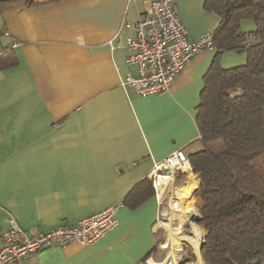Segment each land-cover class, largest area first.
Returning <instances> with one entry per match:
<instances>
[{
    "label": "crops",
    "instance_id": "obj_1",
    "mask_svg": "<svg viewBox=\"0 0 264 264\" xmlns=\"http://www.w3.org/2000/svg\"><path fill=\"white\" fill-rule=\"evenodd\" d=\"M148 1L0 3V235L10 216L34 234L118 206L117 225L95 244L53 245L20 264H142L158 250L165 197L156 200L150 173L176 149L200 150L195 117L216 51L200 52L171 93L121 87L135 68L107 41ZM174 1L190 38L218 25L205 0ZM242 23L245 33L253 29ZM245 60L225 52L218 63Z\"/></svg>",
    "mask_w": 264,
    "mask_h": 264
},
{
    "label": "trees",
    "instance_id": "obj_2",
    "mask_svg": "<svg viewBox=\"0 0 264 264\" xmlns=\"http://www.w3.org/2000/svg\"><path fill=\"white\" fill-rule=\"evenodd\" d=\"M204 7L219 22L195 117L202 147L187 154L200 182L185 204L202 202L204 264H264V0H205ZM245 20L253 23L246 33ZM225 52L245 53L246 62L222 68Z\"/></svg>",
    "mask_w": 264,
    "mask_h": 264
},
{
    "label": "built area",
    "instance_id": "obj_3",
    "mask_svg": "<svg viewBox=\"0 0 264 264\" xmlns=\"http://www.w3.org/2000/svg\"><path fill=\"white\" fill-rule=\"evenodd\" d=\"M107 42L111 51H125L126 66L135 68V73L128 71L121 76V87L131 89L140 96L171 93L178 76L200 52L215 50L212 31L195 38L188 36L174 0H149L147 12L135 22L124 21ZM184 162L189 163L188 156L180 148L154 163L150 178L158 203L160 197L156 179L159 175L168 176L182 171L178 164ZM117 208L116 205L110 206L73 225L34 234H29L10 216L8 227L0 235V264H20L30 254L53 245L70 242L93 245L117 225L114 218Z\"/></svg>",
    "mask_w": 264,
    "mask_h": 264
},
{
    "label": "bare ground",
    "instance_id": "obj_4",
    "mask_svg": "<svg viewBox=\"0 0 264 264\" xmlns=\"http://www.w3.org/2000/svg\"><path fill=\"white\" fill-rule=\"evenodd\" d=\"M182 172H185L186 182L173 191V196L167 204V207L163 209V219L165 221L161 222V225H164L168 231L169 235L166 238V241L163 242L162 246L166 244L169 245V257L171 259L175 257V251L178 250L173 246V243L178 241H186L190 247H192L194 254L196 255L197 261L196 264H203L199 246L203 240L202 230L195 223V217L197 214V209L193 205H185V199L190 197L194 190L197 188L198 181L195 179V175L191 172V167L187 162L178 164ZM155 175L158 173L153 172ZM173 179V174L168 176L159 175L156 179V187L159 191V197L162 196L163 191L167 188V185ZM162 220V219H161ZM147 264H167L166 261H155L151 258L147 260Z\"/></svg>",
    "mask_w": 264,
    "mask_h": 264
},
{
    "label": "rangeland",
    "instance_id": "obj_5",
    "mask_svg": "<svg viewBox=\"0 0 264 264\" xmlns=\"http://www.w3.org/2000/svg\"><path fill=\"white\" fill-rule=\"evenodd\" d=\"M238 54H240V53H238ZM201 147H202V145H201ZM186 154H188V152ZM191 173L193 175H195V179L198 181V185H199V182H200L199 177L200 176H198V174H195L192 171V169H191ZM186 175L187 174L185 172H182L180 170L175 171L173 173V179L171 178V181L167 185V188L163 191L162 196L165 197V199L163 201L164 204H162V206L160 207L161 213L159 216V220L157 222L158 225H156L157 226L156 228L158 229V234H159V238H158V244H159L158 246L159 247L155 253V256L152 258L155 261L161 262V261L165 260L167 264H196V261H197L196 255L194 254L192 247H190L186 241L181 240V241L173 243V246L176 249H178L175 251L174 259L173 258L171 259V257H169V249H168L169 245L166 244L165 246H162L163 242L166 241V238L169 235L168 229L164 225H161V223H160V221L161 222L165 221L163 219V209H164V207H167L168 202L170 201V199L173 196V191H175L176 189L181 187L184 184V182H186ZM198 185H197V188H198ZM195 190H194V192H195ZM193 193L191 194L190 197L185 199L184 203H186L187 201H189L192 198ZM201 205H202V202L197 208V212H198L197 214H199L197 217H199L201 215L199 213V209H200ZM195 223L201 228L202 235L204 237L205 236L204 228L202 227V225L199 222L195 221ZM190 252L193 253V255H194L193 258L191 257ZM200 256H201V254H200ZM147 259H149V258H147ZM201 259H202V257H201Z\"/></svg>",
    "mask_w": 264,
    "mask_h": 264
},
{
    "label": "water",
    "instance_id": "obj_6",
    "mask_svg": "<svg viewBox=\"0 0 264 264\" xmlns=\"http://www.w3.org/2000/svg\"><path fill=\"white\" fill-rule=\"evenodd\" d=\"M194 219H195V221L199 222V220H200V216H199V217H195ZM204 241H205V240H204V237H203V240H202V242L200 243V246H199V252H200V250H201V248H202V245H203ZM200 254H201V253H200ZM142 264H147L146 260H145L144 262H142Z\"/></svg>",
    "mask_w": 264,
    "mask_h": 264
}]
</instances>
